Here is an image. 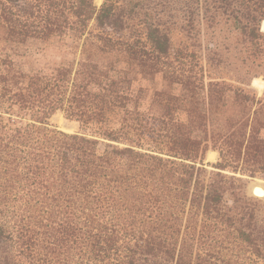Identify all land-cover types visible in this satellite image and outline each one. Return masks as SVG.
<instances>
[{
	"label": "trees",
	"instance_id": "1",
	"mask_svg": "<svg viewBox=\"0 0 264 264\" xmlns=\"http://www.w3.org/2000/svg\"><path fill=\"white\" fill-rule=\"evenodd\" d=\"M0 27V264H264L259 203L224 173H264V98L246 88L264 78V0H0ZM52 38L71 60L16 67ZM115 53L161 74L158 114L124 92Z\"/></svg>",
	"mask_w": 264,
	"mask_h": 264
},
{
	"label": "rangeland",
	"instance_id": "2",
	"mask_svg": "<svg viewBox=\"0 0 264 264\" xmlns=\"http://www.w3.org/2000/svg\"><path fill=\"white\" fill-rule=\"evenodd\" d=\"M103 1L104 0L98 2V0H94L97 7H100ZM3 35V29L0 27V37H2ZM170 37L172 39V47H176L179 41L182 39L181 33L176 27H172V29L170 30ZM0 44V47H5V44H3L2 40L0 41ZM195 49L197 50V48ZM72 57L73 54L71 49V42H62L56 38H52L49 41H28L26 44L20 46L17 55H13L16 67L22 73H28L30 71L36 70H48L49 68H53L62 64L63 61L71 60ZM110 62L114 63L116 75H120L124 78H129L130 83L124 85V92H127L129 94L131 101L133 102L139 100L144 104L142 110L148 109L150 113L158 114V112H160L161 110V107L157 104L152 103L154 93L156 91L167 89V84L163 81L161 74L155 75L154 78L150 80L140 78V76L136 74L137 66L129 62L126 57L120 53L111 55ZM255 81H258L261 86L255 84ZM246 88L256 93L258 98H264V78L262 76L250 80V83ZM230 112L231 111H227V114H229ZM259 118L264 121V107L259 112ZM14 119L15 118H13V121ZM49 122L51 125L56 126L60 131H62V124L67 123L74 127V130L69 131L68 133L82 132L86 135H90V128H84L83 130H80L77 123L65 120L62 113L55 114L49 120ZM261 137L264 138V130L261 132ZM100 142L101 143L98 145V152L101 154H105L108 159L112 161L114 166H121L124 157L108 155L107 152L109 149L106 147V144H113L115 146H118L119 148H122L123 145L103 139H100ZM217 162L218 153L211 149L208 150L203 162V168L206 170L207 174L216 171V169L213 168L212 165L216 164ZM224 173L228 175H234L235 177L239 178L241 180V184L243 185L245 195L251 200L259 203L255 214L257 216L258 223L262 227H264V200L256 198L250 194V188L253 185H259L264 189V173H257L253 177L241 175L239 173Z\"/></svg>",
	"mask_w": 264,
	"mask_h": 264
},
{
	"label": "water",
	"instance_id": "3",
	"mask_svg": "<svg viewBox=\"0 0 264 264\" xmlns=\"http://www.w3.org/2000/svg\"><path fill=\"white\" fill-rule=\"evenodd\" d=\"M61 129H62V131L68 133L69 131H73L74 130V127L72 125H69L67 123H64V124H62ZM257 187H259V185H253V186H251V188H250V194L252 196L256 197V198H259L261 200H264V195H258L257 193H255V190H256Z\"/></svg>",
	"mask_w": 264,
	"mask_h": 264
},
{
	"label": "bare ground",
	"instance_id": "4",
	"mask_svg": "<svg viewBox=\"0 0 264 264\" xmlns=\"http://www.w3.org/2000/svg\"><path fill=\"white\" fill-rule=\"evenodd\" d=\"M98 2H101V0H98ZM255 84L261 86V84L258 81H255ZM255 193H257L258 195H264V189L259 186L256 188Z\"/></svg>",
	"mask_w": 264,
	"mask_h": 264
}]
</instances>
